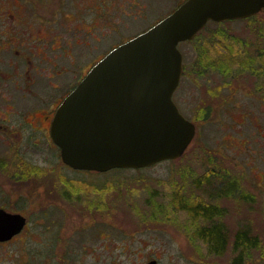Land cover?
<instances>
[{"label":"rangeland","instance_id":"rangeland-1","mask_svg":"<svg viewBox=\"0 0 264 264\" xmlns=\"http://www.w3.org/2000/svg\"><path fill=\"white\" fill-rule=\"evenodd\" d=\"M178 48L182 75L173 99L196 126L183 155L140 169L88 172L63 165L47 146L46 161H39L45 167L30 166L56 191L44 207L39 194L7 192L0 184V206L26 217L18 234L0 241V264H237L231 240L242 228L260 246L241 264H264V15L210 21ZM61 63L67 71L53 79L60 89L80 67ZM8 89L15 103L34 92L17 82ZM184 199L219 210L229 237L221 255L197 237L203 223L179 207Z\"/></svg>","mask_w":264,"mask_h":264},{"label":"water","instance_id":"water-1","mask_svg":"<svg viewBox=\"0 0 264 264\" xmlns=\"http://www.w3.org/2000/svg\"><path fill=\"white\" fill-rule=\"evenodd\" d=\"M262 7L264 0H185L112 48L56 108L49 133L61 161L73 169L104 172L183 155L196 126L172 98L182 75L178 43L192 39L209 20L242 18ZM25 224L22 213L0 207V241Z\"/></svg>","mask_w":264,"mask_h":264},{"label":"flooded vegetation","instance_id":"flooded-vegetation-1","mask_svg":"<svg viewBox=\"0 0 264 264\" xmlns=\"http://www.w3.org/2000/svg\"><path fill=\"white\" fill-rule=\"evenodd\" d=\"M184 1L0 0L1 187L7 192L39 194L42 207L48 199H53L54 187L48 188L46 176L41 171L31 173V168L41 170L45 167L39 161H46L47 146L54 149L55 157L57 151L59 153L49 133L56 108L112 48L146 30ZM80 2L83 6L78 10ZM167 4L169 7L163 9ZM257 15H264V7L239 19L249 20ZM69 24L71 26H67ZM129 31L132 33L127 34ZM81 34L83 38L79 39ZM85 38L88 43L83 42ZM101 46H105L103 51L94 52ZM62 60L65 65L80 67L72 75V81L60 89L59 78L53 79L67 71L60 66ZM48 70L51 74L47 75ZM31 75L40 76L39 81ZM15 82L24 90L34 92L28 93L27 98L23 93L16 96L15 103L8 89Z\"/></svg>","mask_w":264,"mask_h":264},{"label":"trees","instance_id":"trees-1","mask_svg":"<svg viewBox=\"0 0 264 264\" xmlns=\"http://www.w3.org/2000/svg\"><path fill=\"white\" fill-rule=\"evenodd\" d=\"M198 61L199 59L196 62ZM210 64L216 67L218 70H225L223 68L224 65H220V63L211 62ZM121 169L124 168H115L114 170ZM205 177L208 179V176ZM229 187V185L225 184L221 186V190L219 192H222V194L224 192L226 193L229 190ZM180 201L181 205L179 207L187 209V211L192 214V217H194V219L198 223L200 220L203 223V225L201 226L197 225V237L206 244L207 249L210 253L214 255H221L225 251L229 243V237L225 228L223 227V223L219 220V210L214 205L206 204L205 202H192L191 204L186 199ZM231 241L234 251H237L235 257V260H238L237 264H241L244 261V258H247V254L250 251L256 250L260 246L259 238L256 235L254 236L253 234H251L249 230L243 228L239 229L233 235V240Z\"/></svg>","mask_w":264,"mask_h":264},{"label":"bare ground","instance_id":"bare-ground-1","mask_svg":"<svg viewBox=\"0 0 264 264\" xmlns=\"http://www.w3.org/2000/svg\"><path fill=\"white\" fill-rule=\"evenodd\" d=\"M260 48V47H259Z\"/></svg>","mask_w":264,"mask_h":264}]
</instances>
